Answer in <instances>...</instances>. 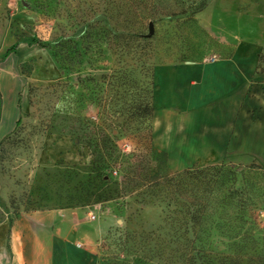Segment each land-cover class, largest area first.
Masks as SVG:
<instances>
[{"label":"rangeland","instance_id":"obj_1","mask_svg":"<svg viewBox=\"0 0 264 264\" xmlns=\"http://www.w3.org/2000/svg\"><path fill=\"white\" fill-rule=\"evenodd\" d=\"M261 1L0 0V140L20 118L0 146V264H55L45 236L68 229L97 264L109 233L159 227V208L137 202V173L122 156L141 153L140 137H121L118 164L102 167L111 159L104 147L116 128L110 120L125 133L122 118L146 95L151 68L223 58L226 43L251 40ZM258 68L264 72V48ZM129 71L131 83L123 78ZM154 148L152 175L182 170ZM253 170L264 190V168ZM250 211L260 239L254 257L264 251V195ZM40 221L48 231L38 245L25 230Z\"/></svg>","mask_w":264,"mask_h":264},{"label":"trees","instance_id":"obj_2","mask_svg":"<svg viewBox=\"0 0 264 264\" xmlns=\"http://www.w3.org/2000/svg\"><path fill=\"white\" fill-rule=\"evenodd\" d=\"M153 71L151 68L146 82V95L129 108L133 112L122 118L125 133L118 131L117 120H110L116 128L110 132V145L104 147L111 159L102 162V167L114 169L118 164V157H114L115 152L119 153L116 142L121 137L138 135L144 144L141 153L122 156L130 159L129 168L137 173L133 180L142 190L134 195L137 202L157 206L161 224L151 232L109 233L100 246L97 264H264V251L251 257V250L258 249L260 240L253 234L258 225L251 218V200L264 195V190L254 182L258 174L253 170L255 164L193 165L163 175L149 172L155 152ZM123 78L131 83V72ZM19 125L20 118L0 140V146ZM90 140L98 146L99 139ZM246 252L250 253L245 255Z\"/></svg>","mask_w":264,"mask_h":264},{"label":"crops","instance_id":"obj_3","mask_svg":"<svg viewBox=\"0 0 264 264\" xmlns=\"http://www.w3.org/2000/svg\"><path fill=\"white\" fill-rule=\"evenodd\" d=\"M259 5L264 7V0ZM251 21L257 23L251 40L225 42L229 56L154 68L152 144L166 152L169 165H264V72L258 68L264 9L252 13ZM40 222L26 226L33 244L39 245L41 231H48ZM71 234L68 229L45 236L55 247V264H94L88 251L70 241ZM74 238L79 243L80 237Z\"/></svg>","mask_w":264,"mask_h":264},{"label":"water","instance_id":"obj_4","mask_svg":"<svg viewBox=\"0 0 264 264\" xmlns=\"http://www.w3.org/2000/svg\"><path fill=\"white\" fill-rule=\"evenodd\" d=\"M23 5H24L25 7L28 6L27 3H23ZM152 33H153V25H152V23H150V24H149V34L151 35Z\"/></svg>","mask_w":264,"mask_h":264},{"label":"built area","instance_id":"obj_5","mask_svg":"<svg viewBox=\"0 0 264 264\" xmlns=\"http://www.w3.org/2000/svg\"><path fill=\"white\" fill-rule=\"evenodd\" d=\"M89 218H90V220H95V215H93V214H89Z\"/></svg>","mask_w":264,"mask_h":264}]
</instances>
